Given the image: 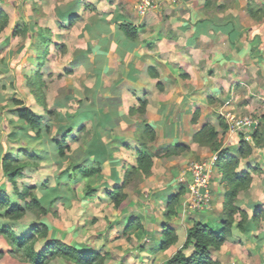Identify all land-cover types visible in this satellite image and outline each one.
<instances>
[{
	"label": "crops",
	"instance_id": "1",
	"mask_svg": "<svg viewBox=\"0 0 264 264\" xmlns=\"http://www.w3.org/2000/svg\"><path fill=\"white\" fill-rule=\"evenodd\" d=\"M121 2L123 5L116 9L118 20L112 18L109 15L111 13L107 12L102 15L104 21L99 22L97 27V24L93 26V29L96 28L94 37H98L100 40L97 44L95 43L96 51L92 50L94 62L91 61L90 67L87 65L86 56H80L73 60L74 64L77 60L79 65L86 64L87 68L89 67L88 70L97 78L96 91L92 97L94 100L91 103L97 102V95L101 92H115L114 95L119 96L121 93L118 86L120 84L127 85L128 89L136 93L137 101L146 102L145 112L150 114L153 125L151 128L156 132V151L166 147L165 143L161 146L158 145L159 141L169 140L167 137L171 140L174 138L178 141L174 143V146L171 144L170 147H177L180 150L167 156L171 158L188 149L187 141H192L194 147L198 146L202 150L208 149L212 152L206 157L218 154L220 161L217 162L215 168L219 166L220 169L221 154L228 151L231 155H237L242 140L230 133L229 125L222 113L232 111L237 115H249L256 119L259 123L258 130L262 129L261 142L256 144L253 141H245L252 147V150L241 160L248 156H251L252 160L251 162L244 161L245 169L240 174L249 176L250 183L246 189L239 193L237 198V205L249 214L247 233L242 232L236 224L232 233L238 230L247 237L261 235L264 231H258L253 217L258 212L264 214V198H262L264 196V41L261 40V33H264V17L259 13L264 9V0H169L161 12L153 11V19L150 22V24L153 22V28H151L153 37L147 36L148 38H146L145 36L143 43L138 47L123 34L119 25L125 23L127 19H133L139 27L146 24L142 23L143 17L137 12L128 16L123 9L119 10L118 8L128 4H125L127 0H121ZM250 7L255 10L258 16L253 17L249 14ZM98 44L102 48L96 47ZM121 70L124 71L123 74ZM109 74L119 76L118 81L110 87L104 83ZM156 78L159 79L151 87L144 83V80H156ZM155 90H158L157 98L155 97L156 99L151 103ZM120 98L122 99V95ZM104 101L103 107L92 109L88 105L83 111L79 110L76 114L68 113L69 117H66L68 123H73L75 126L66 125L63 129L56 130V134H61L59 139L63 137V134H68L63 156L54 144L48 139L45 140L43 163L54 161L59 164L60 170L56 185H50L48 181L42 184H32L36 186L35 194L41 205L47 210V213L42 216H65L63 214L65 208L73 209L70 216H78L75 210V207H78L76 202L80 203L79 211L82 203L81 212L86 211L88 207H96L98 213L101 212L104 214V218L105 216L108 218L104 220L95 216L88 220V218L77 217L72 221L74 223L72 232L82 231L81 235L86 236L84 240L73 239L66 243L59 238L56 239L86 255L102 252L104 264H108V262L116 264L117 261L120 264H134L133 259H138L141 264H158L157 262L162 260V255L166 251L161 247L166 230H174L178 237L182 235L180 238L183 239V245L185 244V234L177 233L178 227L175 224L176 216H182L183 213L180 212V207L177 208L180 205L178 203L173 215L167 216L166 211L163 215L167 218H164V222L162 221V231L157 236V240H150V242L144 243L145 246H140L138 236L147 230L138 216L132 217L124 212L126 211L125 207L130 208L129 204L132 203L133 197L125 191V182L135 174L137 155L145 147L143 134L147 126L140 131L139 135H135L134 139L124 138L118 144L114 143L111 139L112 130L122 126L123 122L128 124L129 119L125 112H120L122 110L120 100L115 102V98L108 97L104 98ZM102 108L103 112H101ZM84 112L91 116L85 119ZM102 114H109L111 122L106 118H103L102 121L98 119L97 133H94L95 116ZM206 125L212 126L217 133V140L220 143L216 151L209 144H199L200 142L195 140L196 134ZM83 126L90 131L91 136L85 143L83 154H80L79 150H76L79 147L75 145L81 138ZM165 126L166 128H164ZM73 133L75 134L70 136ZM163 135H166V138ZM50 137L53 136L50 135ZM136 140L139 142L137 143ZM170 147H166V150ZM129 152L130 154H128ZM154 159L150 169L152 175V170L155 169L154 161L156 160ZM241 160L237 169L241 167ZM81 163H85L88 167L95 165L96 168L99 165L101 170L89 179H83L76 167ZM220 171L217 174L218 182L215 185L217 187L211 188L212 192L218 193L212 216V219H217V225L219 224V226H215L217 229L221 225L225 208L223 171ZM100 176H102L100 182H92L93 179ZM213 178L214 175H212V181ZM73 185L83 186L82 192L76 191V196L81 195L80 197L73 194ZM176 185L172 187L174 188ZM86 186L95 189V192L91 195L85 193ZM187 186L183 181L178 186V190L159 193L162 196L161 207L163 210L165 205L168 207L167 202L171 195H177L182 187L187 191ZM53 188L55 191L52 190ZM118 189L123 190L127 194V198L116 205L113 196L115 190ZM52 194L53 196H51ZM55 211H58V214L54 213ZM157 211L158 209L155 207L152 214ZM61 213L63 215H60ZM79 214L81 213L79 212ZM113 215L118 217L110 218ZM261 220H264V217H261L259 222ZM211 223L214 224V221ZM137 224L142 226L141 230L136 228ZM131 225L134 227L129 228L128 226ZM154 234L155 232L148 233V237H153ZM123 241L126 243L124 246H122ZM112 244L121 247L119 249L120 257L115 255L114 251L116 250H113ZM114 256L117 259L109 260Z\"/></svg>",
	"mask_w": 264,
	"mask_h": 264
},
{
	"label": "rangeland",
	"instance_id": "2",
	"mask_svg": "<svg viewBox=\"0 0 264 264\" xmlns=\"http://www.w3.org/2000/svg\"><path fill=\"white\" fill-rule=\"evenodd\" d=\"M74 1L77 2L78 0H0V9L6 11L10 18L9 25L0 34V39L7 41L5 45L0 46V111L5 113V116L0 119V156L2 155L3 151L6 150L7 146H9L10 149L16 151L17 148L25 144V141H4L5 138L7 139L8 134L11 131L8 118H17L12 113V111L8 109V107L11 105H7V102L13 98H17L22 100L26 106L35 110L39 114H43L44 116L46 115L44 107L36 103L35 98L26 87L25 79L23 78V73H28L30 69H35V66H37L36 62L34 63L32 61H28V57L34 52L33 50L29 49V52H26V49L24 51L19 50L21 46L29 45L31 34L28 33L27 36L23 33L14 35L16 25H23L25 22L34 24V28L32 30L34 33V38L32 37L33 42L38 38H43L44 35L39 32L41 27L42 29L49 28L51 31L49 36L50 41L52 43L59 44L57 47L51 45L50 52L47 56L46 67L43 69V76L48 82L47 87L44 90L47 107L50 110H54L53 112L59 114L58 119H56L57 116H55L53 119L55 123L53 122L51 126L52 136L60 137L61 134H56V130L63 129L66 125H70L72 127L75 126L73 123H68L66 119V115L68 113L76 114L79 112V110L83 111L88 105H90L89 108L92 109L103 107L102 103L105 102L104 98L108 97L115 98V102L120 100V105L122 103V106L120 107L122 110H120V112H125L129 119L128 124L123 122L122 126H118L112 130L111 139L114 143L118 144L119 142L123 141L124 138L134 139V136L139 135L140 131H142L145 126H153L150 114L139 110L141 109L142 103L137 101L136 93L128 89L127 85L123 86V84H120L118 86V90H120L119 92L122 95V99L120 98L121 95L115 96V92H101V94L98 93L97 95L100 99L97 98V102L91 103L94 92L96 91L97 78L90 70H88V68L91 65V61L94 62L92 50H95V43L97 44V42L100 40V38L94 37V29L96 30V28L94 27L93 29V26H95L96 23L98 24L99 22L104 21L102 19V15H104L103 13H111L109 15H111L112 18H116L118 16L116 9L118 6L123 5L121 4L123 1L107 0L109 5H115V7H105L97 11L98 0L95 3H93L92 0H83L81 1L82 3L87 2L92 4L94 8L92 9L82 6L79 10V14L81 16L80 19H78L72 26H68V22H65L64 27L60 26L59 22L61 19V13L63 12L65 15H67L68 11H70L69 8H71V6L73 7V5L76 3ZM125 4H127L125 7H120L118 9H123L124 13L128 16H130V14L133 12L138 13V0H127ZM166 4L167 1H165L164 5ZM162 9L157 8V10L154 12H161ZM154 12L149 11L147 15L143 16L142 23H145V26H137V22L133 19H127V21H125V23L132 24L139 29V40L133 41L137 47L139 44L141 45L143 43L142 41L145 39V36L146 38H148L147 36H149V38L153 37L151 36L153 22L151 24L150 22L153 19L152 14ZM90 13H95V15L90 16ZM116 20L118 19L116 18ZM35 25L40 27H35ZM97 26L98 25H96V27ZM5 33H7V35H5ZM13 42L14 46L9 53L10 58L5 60V52L9 45H12ZM60 44L61 46L63 44V47H61ZM96 47L102 48V46L99 44L98 46L96 45ZM80 56H86V62L89 66L88 68L86 64L79 65L78 63L74 65L73 60L80 58ZM123 72L124 71L121 70L122 74ZM118 77V75L109 74L108 77L106 76L107 81H104L105 85L108 87H110V85H114V83L118 81ZM165 96L167 97V94H165ZM155 97L156 94L154 97H152L153 99H151V103H153V100L157 98ZM131 108L137 110L134 113H129V109ZM46 116L49 117L48 115ZM164 128H166V126ZM88 129L90 130L89 126ZM83 131H81L82 134H80V140H78L77 144L75 145L79 147V149L76 148V150H79L80 154H83L82 151L85 150L86 147L85 143L91 136V133H89L90 131ZM74 134L75 133L70 136H73ZM163 136L166 138V135ZM167 138L169 140L163 142L159 141L158 145L161 146L165 143L164 146L170 147L171 144L174 146V143H177L176 141H178L174 138V141L169 137ZM136 142L138 143L139 141L136 140ZM201 143L205 144L203 142H200L199 144ZM2 145L4 150L2 149ZM31 145L33 146V150L37 153V155L40 156V154L44 152L43 145H46V141L44 140L38 143L31 142ZM187 146L188 149H185L171 158L167 157L170 154L167 156H160L164 154L166 147L159 149L160 151L158 150L156 156L154 157V160L156 161H154L155 169L152 170L153 175L151 174V170L147 175H144L141 172H135V174L131 176L132 178H129V180L127 179L125 182V191L128 195L133 197L131 199L132 203L129 204L130 208L128 209L125 207L126 211L124 212H127L132 217L138 216L142 223H144L147 230V232H144V234L138 236L140 246H145L144 243H148L150 240H157V236L161 234L160 231H162L161 224L164 222V218H167V216L163 215L167 211V206L165 205L163 210L161 207L162 196H160L159 193L166 191L173 192L174 190H178V186L181 185L183 181L186 182L187 185H190V169L192 165L197 161L207 160L214 155L213 154L210 157H206L212 152L208 149L202 150L198 146L194 147L192 141H187ZM128 154H130V152ZM59 170V164L55 163L54 161H49L47 163H43L42 161L38 164V166L33 167L30 171L25 172L24 175L19 177L18 185L20 188H22L23 184H42L45 181H48L50 185H56V179ZM220 170H222V168L220 169L219 166L214 169V178L213 181H211V188L217 187L215 185L216 182H218L217 174H219ZM151 175L152 177H150ZM101 179L102 176L96 178L95 180L93 179L92 182L98 183L101 181ZM1 183H4L5 189L9 194H11L13 191L12 184L8 182V180L2 178V175L0 174V184ZM175 184L177 185L174 187V189L172 186ZM76 186L77 185H73V194H75V196L76 191L82 192L83 189V186L81 185H78L77 189ZM217 194V192L215 193L214 191H211V197L207 205H202L196 210H192L189 208V200L191 199L192 194L190 188L189 190L187 189L186 193L182 194L178 201V204L180 205L177 208L180 207V212L183 213V215L176 216L175 224L178 227L177 233L183 232L187 238L189 229L198 220L205 222L212 229L216 230L217 227L215 226H219V224L217 225V219H212V216L215 210L214 205L216 203L215 200ZM77 196L80 197L81 195ZM76 205L79 207L80 203L76 202ZM78 207H75L78 216H70L73 210H71V208L68 210L65 208L63 212L65 216L61 213L60 215L63 216L58 217L41 215L40 218H38L37 215L32 211H27L26 215L17 221H12L8 218L0 216V226H6L5 232L10 233L14 240H17L16 238L21 236H26L27 239H31L33 236L31 239L32 241L26 245V248L31 245V248H35L36 251L47 248L46 242L50 240H57L56 238H59L66 243L67 241L71 242L73 239L80 241L84 240L86 236L81 235L82 231L80 230H75L72 232V224H74L72 221L75 220V218L81 217L82 219L88 218L89 220L90 218L98 216L105 220L108 218V216H105L104 218V214L101 212L98 213V211H96V207H91L92 209L88 207L84 212H81L82 203L80 211ZM155 207L158 209V211L152 214V211ZM57 208V210H59V207ZM57 212L58 211H55L54 213L58 214ZM79 212L81 214H79ZM121 214L122 213H120V215ZM235 216H237L238 221L241 219L238 213ZM117 217L118 216L113 215L110 218L115 219ZM22 220L31 225L28 230H21L19 227H17L18 223ZM42 220L48 226V231L45 237L36 234L32 228L33 224H39ZM82 221L81 223H83ZM211 221H214V224H212ZM256 226L259 229L258 231L263 232L264 220L256 223ZM80 227L82 228L81 225ZM5 232H0V264H30L23 259L24 248L23 250H16V247L12 245L11 240L9 239L10 237ZM154 232L155 234L153 237H148V233ZM258 235L254 237H247L242 232L235 230L232 233V236L227 239L226 243L221 247L220 250L212 249V257L216 261V264H264V237L262 238ZM180 237H182V235H179L177 240L178 242L176 244H173V246H170L168 249H166V251H164L162 255L163 261L159 260L157 262L158 264H162L165 260L171 257L179 247L183 245V239ZM186 238H184V242ZM124 242L125 241L122 242V246L126 244ZM259 245L261 246L259 247ZM113 246V250H116L114 251L115 255L120 257L121 254L119 249H121V247L119 245ZM50 254L45 255V258L42 257V261L39 264H75L73 261L67 260L65 258L63 259L58 251H54ZM94 254L95 253L89 254L88 259L92 261L94 259ZM97 255L102 256L103 253L97 252ZM116 256L109 258V260L117 259ZM95 260H97V258ZM133 261L135 262L134 264H141V261L138 259H133ZM110 263L111 262H108V264ZM116 264H120V262L117 261Z\"/></svg>",
	"mask_w": 264,
	"mask_h": 264
},
{
	"label": "trees",
	"instance_id": "3",
	"mask_svg": "<svg viewBox=\"0 0 264 264\" xmlns=\"http://www.w3.org/2000/svg\"><path fill=\"white\" fill-rule=\"evenodd\" d=\"M81 1L83 0H78L77 2L74 1L76 3L74 5L72 4L73 7L71 6V8H69L70 11H68L67 15H65L63 12L61 13V19L59 22L60 26L64 27L65 22H68V26H72L78 19H80L81 16L79 14V10L82 6H86L92 9L94 8L92 4H89L87 2L82 3ZM259 13L262 17H264V9L260 10ZM249 14L253 17L258 16L252 7L249 8ZM102 19L104 20L103 17ZM9 21L10 18L7 12L0 9V34L5 30V28H7V26L9 25ZM97 25L99 26V23ZM35 27L40 26L35 25ZM33 28L34 24L32 23L25 22V24L23 25L17 24L15 27L14 35L23 33L27 36L28 33L31 34V40L29 41L28 39L29 45L21 46L19 50L24 51L26 49V52H29V49L33 50L34 52L33 54H30V56L28 57V61H32L34 63L36 62L37 66H35L36 68L34 67L35 69H30L28 73H23V78L25 79L26 87L35 98L36 103L44 107L46 115H48L49 117H47L46 115L44 116L43 114H39L35 110L26 106L22 100H19L17 98H13L9 102H7V105L12 106H9L8 109L11 110L17 118H8V123L11 126V131L9 132L7 139L5 138L4 141H25V144L17 148L16 151L10 149L9 146H7L6 150H4L2 145V149L4 151L0 156V174L2 175V178L8 180V182H10L13 186V191L11 194H9L5 189L4 183L0 184V216L8 218L12 221L22 219L26 215L27 211H32L37 215L38 218H40L42 214L47 213L46 208L41 205L40 200L35 194L36 186L23 184L22 188H20L18 185V178L24 175L25 172L30 171L33 167L38 166V164L41 163V161H43V159L45 158V156H43L44 152L41 153L40 156L37 155V153L33 150L31 142L38 143L40 141L48 139L49 142L55 145V148L59 149V153L61 154V156H63L65 154V146L67 144L66 139L68 138V134H63V137L61 139L55 136L50 137L52 129L51 122L53 121L55 116H57L56 119H58L59 114L53 112L54 110L48 109L44 91L48 84L43 76V69L44 67H46L47 56L50 52L51 45L57 47L59 46V44L52 43L50 41L49 36L51 34V31L49 28L42 29L41 27L39 32L44 35L43 38H38L33 42ZM119 29L123 31L126 37L130 40H139L138 27L133 26L129 23H123L119 25ZM61 47H63V44ZM78 63L79 62L77 60L74 65ZM139 110H142V112L146 111V102L142 103L141 109ZM132 111H135V109L130 110V112ZM101 112H103V108L101 109ZM68 115L69 114H67L66 117H69ZM3 116H5V113L3 111H0V119H2ZM90 116L91 114L87 115V113L84 112L85 119ZM95 117L96 118L94 120L96 122L94 123L95 126H93L94 133H97L98 119L102 121L103 118H106L107 121L111 122V116L109 114H102ZM81 129L86 130V127L83 126ZM261 130H258L257 128L254 133L253 142H255L256 144L261 142ZM143 138L145 140V147L141 149L137 155V166L135 167L134 171H141L143 174L147 175L149 174L150 169L153 165V158L158 152L155 148L156 132L150 126L146 127V129L144 130ZM195 140L197 142L209 144L211 148H214V151L219 148L220 142L217 140V133H215V129L210 125H206L202 130H200L196 134ZM154 149L156 152L154 151ZM179 150L180 148L170 147L164 152V154L160 156H167L169 154L173 155L172 152H178ZM250 150H252V147H250V145L242 139L241 145L238 148L239 153L237 155H231L228 153V151H225L221 154L222 162L220 163V165L223 171L222 184L225 187V208L222 215L220 227L217 230H214L205 222H201L200 220H198L189 229L185 244L162 264H216V261L212 257V249H221V247L226 243L227 239L232 236L234 225L236 224L242 232L247 233L249 214L237 205V198L239 196V193L249 186V176L237 173L236 169L239 166L241 158L248 155ZM218 161H220V159ZM76 167H78L79 174L83 179H89V177L101 170L99 165L97 168L95 165L93 167H88L85 163H81ZM92 189L93 188H90V186H86L85 193L91 195L93 192H95V189ZM52 190L55 191L54 188ZM184 193H186V190L184 187H182L177 195H171L167 207V216H171L175 213V206L177 205L180 196ZM53 194L51 196H53ZM126 197L127 194L124 193L123 190H115L113 198L116 205H119L121 202H123ZM237 213L241 217L239 221L237 219V216H235ZM263 215V212H258L256 216L253 217L255 224L259 223L260 218L264 217ZM128 227L132 228L134 226L131 225ZM5 228L6 226H0V232H5ZM32 228L36 234L43 237L46 236L48 231L47 224L42 221L39 224H33ZM136 228L138 230H141L142 226L140 224H137ZM5 233L10 237L9 239L11 240L12 245L16 247V250H23L24 248L23 259L30 264H39L42 261V257L47 254L53 253L54 251H58L61 254L62 258L73 261L75 264H104L103 255L101 256L95 253L94 259L91 261L88 259L89 254L86 255L83 252H79L76 248L65 245L59 240H50L46 242L47 248L36 251L35 248H31V245L26 248V245H28L29 242L32 241L31 239L33 236L31 237V239H27L26 236H21L19 238H16L17 240H14L13 236L10 233ZM258 236H261L263 238L264 233ZM177 240L178 235L174 230H166L163 237V243L161 244L162 249H168L171 245L177 242ZM189 249H192V251H189ZM96 258L97 260H95Z\"/></svg>",
	"mask_w": 264,
	"mask_h": 264
},
{
	"label": "built area",
	"instance_id": "4",
	"mask_svg": "<svg viewBox=\"0 0 264 264\" xmlns=\"http://www.w3.org/2000/svg\"><path fill=\"white\" fill-rule=\"evenodd\" d=\"M165 1L169 0H138V13L141 17L147 15L149 11H156L157 8L162 9ZM223 117L227 120L230 133L239 138L252 142L253 136L258 128V121L249 115H237L232 111H224ZM219 160L218 154H214L211 158L204 161H197L190 169V185L191 199L189 200V208L196 210L202 205H207L211 197V181L213 171Z\"/></svg>",
	"mask_w": 264,
	"mask_h": 264
},
{
	"label": "clouds",
	"instance_id": "5",
	"mask_svg": "<svg viewBox=\"0 0 264 264\" xmlns=\"http://www.w3.org/2000/svg\"><path fill=\"white\" fill-rule=\"evenodd\" d=\"M93 3L97 2V0H92ZM105 7H115V5H109L107 0H98V9L97 11L105 8ZM90 16H94L95 13H90L89 14ZM5 35H7V33H5ZM261 40L264 41V33H261ZM7 43L6 40H3V39H0V46L2 45H5ZM14 46V42L12 45H9L8 49L6 50L5 52V60L9 59V53L11 52L12 50V47ZM159 78H156V80H144V83L145 84H149V86L151 87L152 85H154L157 80ZM158 90H155L154 91V94H153V97L155 96V94L157 93ZM73 131H75V129H73ZM247 160L249 162H251L252 160V157L251 156H248V157H245L244 160H241V167L239 169L236 170L237 173H240L242 172L245 168L243 167V164H244V161ZM262 198H264V196H262ZM31 225H29V223L25 222V221H20L17 225V227H19L21 230H28L30 228Z\"/></svg>",
	"mask_w": 264,
	"mask_h": 264
},
{
	"label": "bare ground",
	"instance_id": "6",
	"mask_svg": "<svg viewBox=\"0 0 264 264\" xmlns=\"http://www.w3.org/2000/svg\"><path fill=\"white\" fill-rule=\"evenodd\" d=\"M210 189H211V185H210Z\"/></svg>",
	"mask_w": 264,
	"mask_h": 264
}]
</instances>
